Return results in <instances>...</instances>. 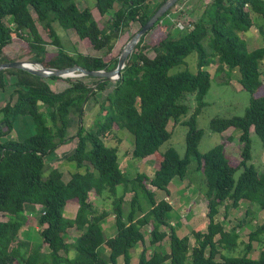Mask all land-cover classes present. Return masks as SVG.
Masks as SVG:
<instances>
[{"label":"trees","instance_id":"trees-1","mask_svg":"<svg viewBox=\"0 0 264 264\" xmlns=\"http://www.w3.org/2000/svg\"><path fill=\"white\" fill-rule=\"evenodd\" d=\"M78 1L0 0V62L17 59L6 54L10 46L12 50L25 48L29 58L44 67L76 64L86 70L112 69L117 60L112 53L114 44L131 22L140 27L164 0H93L99 18L112 10L101 25L87 6H78ZM114 2L118 3L115 9ZM169 9L139 37L116 79L87 75L39 77L23 69H0V89L5 86L6 74L14 93L13 100L8 98L0 107V139L11 133L13 122L20 115L28 117L35 129L22 141L0 140V264H116L118 258L122 264H130V249L138 243L142 248L135 264H264V217L260 225L247 233L245 242L238 240L235 227L225 231L215 220L222 204L224 213L237 208L240 202L255 205L264 213V173H258L247 163L251 130L264 148V83L259 69L264 59V2L210 0L196 20H191L184 10L174 23L182 29L163 33L160 23ZM253 15L263 24L258 25ZM52 22L72 30L87 47L101 52L69 53L60 43ZM36 24L50 37L49 43L42 39ZM251 26L261 36L262 45L248 51L238 33ZM49 44L55 47L51 54L46 49ZM147 51L153 55L148 56ZM192 51L196 56L194 72L184 69L168 73ZM209 57H214L218 65L237 70V81L249 98L242 115L215 116L209 120V129L222 140L199 153L202 130L196 127L195 118L206 104L203 96L210 85V74L205 69ZM56 79H64L66 86L52 90L48 80ZM107 87V92L97 100L96 94ZM187 96L193 98L195 107L187 118L180 120L189 108L184 103ZM90 98L97 102L98 110L90 123L83 126V105ZM70 114L76 116L73 132L67 130ZM169 122L186 127L182 157L171 147L157 150L170 136ZM119 129L131 137L132 158L152 157L157 163L150 176L137 172L126 178L119 169L117 145L103 141L107 134ZM233 139L237 142V154L224 155L225 144ZM67 142L73 144V149L65 159L76 167L82 163L87 167L70 173L64 182L57 167L46 164L44 169V157ZM190 158L194 159V170L201 173L205 186L203 224L190 230L191 245L188 235H179L169 223L167 213L172 205L166 199V185L172 177H184ZM151 188L164 191L166 198L156 199ZM90 192L96 196L107 192L110 198L114 219L110 236L106 237L100 226L105 212L97 211L88 198ZM127 192L131 195L127 208H123ZM139 194L145 197L147 207L140 203ZM25 203L40 208L35 221L41 228L37 230L35 245L19 237L20 228L28 222L23 211ZM66 203L77 205L71 218L62 215ZM144 225L149 227V245L167 237L166 251L145 247L141 229ZM72 230L77 234L70 241L66 236ZM253 242L259 251L256 258L248 256ZM216 254L219 260L215 259Z\"/></svg>","mask_w":264,"mask_h":264},{"label":"rangeland","instance_id":"rangeland-1","mask_svg":"<svg viewBox=\"0 0 264 264\" xmlns=\"http://www.w3.org/2000/svg\"><path fill=\"white\" fill-rule=\"evenodd\" d=\"M179 1V0H178ZM182 0L177 3H174L171 7H169V13L162 18L160 23V29L163 33H175L178 30H181L180 27H175L174 23L176 21V16L179 15L183 10ZM197 4L201 5V9L204 6L203 0H196ZM78 6L84 7L87 6L95 19H97L98 23L105 24L107 17L111 14L112 10H109L102 18L97 15L95 10L93 9V0H79ZM118 6L117 2H114L113 9ZM181 6V7H180ZM255 21L258 22V25H262L263 22L260 21V18H257L256 15H253ZM260 19V20H259ZM254 20V19H253ZM5 22L8 20L5 18ZM52 26L54 27L57 36L59 38L60 43L65 46L69 53H73L75 51L81 53H87L92 55H97L101 52V50H93L90 47H87L85 43L78 39L76 34L69 29L60 28L55 22H52ZM37 30L42 37V39L49 43L50 37L42 30L39 24H36ZM139 25L137 22H131L127 30L122 34V37L114 44L112 48V53L114 56H117L120 49L124 45V43L129 39V37L138 29ZM251 32V33H249ZM251 34V35H250ZM239 36H242L246 42V49L252 50L253 48L259 47L262 45V39L259 33L257 32L254 26L249 27L244 32L238 33ZM206 52L209 53V49L204 45ZM49 54L55 51V47L52 44L46 46ZM6 54L9 57L16 56L17 59H30V55L27 53L25 48H19L16 50H12L10 46L6 48ZM148 56H152L153 53L151 51H147ZM15 59V60H17ZM188 70L190 72H194L196 70V56L195 52L188 53L181 64L175 65L168 70V73H174L180 70ZM210 74V85L205 95L203 96V101L206 103L203 107H201L199 113L196 115L195 122L196 127L202 130V135L197 145V150L199 153H203L212 146L221 142V137L218 133L212 132L208 127V122L212 117L222 116H240L243 114L244 109L247 105L249 93L245 90H242L240 84L237 81L238 72L236 69H229L226 66L218 65L214 57H209V63L205 67ZM259 69L261 71V80L264 83V59L259 64ZM64 78V77H63ZM5 86L0 89V107L8 100H13L14 93L12 91V86L10 84V78L8 75L4 74ZM66 81L64 79H56V80H48V85L54 91L61 90L66 86ZM109 87L103 92H98L96 94V99L100 100L102 96L107 92ZM13 93V94H12ZM184 103L188 105V111L185 116L181 117L180 120L185 119L192 112L195 107V101L192 97L187 96ZM83 113L81 115L82 125L86 126L90 123L92 118L95 116L98 106L97 102L93 99H89L83 105ZM76 127V116L75 114H70L68 116V131H74ZM186 127L179 122L168 124V131L170 132L169 138L162 142L158 146V151L162 152L166 148L171 147L175 150L179 157L183 156L184 151V134ZM35 132L34 126L28 117L18 116L13 122V129L11 133L0 140H14V141H22L25 137L33 134ZM120 138L119 142L115 138ZM250 139V147H249V160L248 164H251L258 173H264V148L261 147L260 141L255 133L251 130L249 133ZM131 137L130 135L123 129H119L114 131V134H110L106 136L105 144L106 145H117V164L119 169L122 171L123 175L126 178H132L137 172H142L146 175H151L153 169L156 167L157 163L154 162L152 157L147 158L146 160H141L139 158H132L131 156H126L125 152L129 151V147L131 145ZM69 144V148L72 149V143ZM70 149V150H71ZM55 153L60 151V149L53 150ZM47 154L44 157L45 167L47 169L48 162L50 157L54 154V152ZM238 152L237 142L233 139L228 144H225L224 147V155H236ZM47 164V165H46ZM156 164V165H155ZM59 170L65 174V166H63L62 162L58 163ZM45 172V171H44ZM238 172L234 174L236 177ZM154 197L156 199L166 198L165 193L162 190L153 189ZM166 189L168 190V197L166 198L169 203L172 205V209L167 213L168 221L173 227L182 234H187L189 237V245L192 244L193 238L190 234V230L197 224L202 226L203 224V214L205 210V200L203 197L205 186L203 183V177L200 172L194 170V159L190 158L189 163L186 167V173L184 177L181 179L177 177H172L168 184L166 185ZM117 193H121V189L118 187ZM131 193L127 192L123 196V208L126 207V202L129 199ZM96 197V198H95ZM88 198L92 201H96L98 205L97 211H104L105 217L102 219V230L104 235L110 236L114 232L113 226V216L110 213V198L108 197L107 192L103 193V196H96L92 192L88 194ZM139 201L144 207H147V203L145 197L142 194L138 195ZM246 202H240L239 206L233 210H227V213H224L223 204L218 207V213L215 216V220L221 224L225 231L229 230L231 227H235V233L238 236V240L241 242H245L247 233L250 230H253L256 226L260 225L264 213L258 209L255 205H248ZM189 208V210H187ZM63 211V209H62ZM28 212V211H26ZM247 212V213H246ZM64 216L65 215L63 212ZM69 217V216H68ZM0 219H3L0 217ZM142 231L144 233V242L145 247L148 250L156 249L158 251H166L168 239L164 237L160 240L159 243L154 245L148 244L149 239V227L147 225L142 226ZM202 230L204 228L202 227ZM167 231V228H165ZM77 231L72 230L68 236H66L67 240H72ZM25 236V234H24ZM23 236V237H24ZM216 237V236H215ZM26 238L33 245L38 241L37 231L30 230L29 233L26 234ZM241 246V245H240ZM142 248L141 244H136L133 248L130 249V264H135L137 260L138 253ZM103 249V248H101ZM103 251H106L103 249ZM220 254L227 255V253L223 250H219ZM258 248H256V244L253 242L252 247L248 253V256L251 258H256L258 255ZM215 259L219 260V254L215 255ZM116 264H122L121 259L118 258Z\"/></svg>","mask_w":264,"mask_h":264},{"label":"water","instance_id":"water-1","mask_svg":"<svg viewBox=\"0 0 264 264\" xmlns=\"http://www.w3.org/2000/svg\"><path fill=\"white\" fill-rule=\"evenodd\" d=\"M177 0H164L155 11L148 17V19L129 37L120 49L116 65L109 70H86L79 65H72L65 68H51L44 67L37 61L32 59H17L7 62H0V69L18 68L23 69L31 74L39 77L58 76V77H77V76H93L101 77L104 80L116 79L119 76L120 69L124 66V62L131 53L132 48L136 44L139 37L146 32L149 27L160 17L169 7H171Z\"/></svg>","mask_w":264,"mask_h":264},{"label":"crops","instance_id":"crops-1","mask_svg":"<svg viewBox=\"0 0 264 264\" xmlns=\"http://www.w3.org/2000/svg\"><path fill=\"white\" fill-rule=\"evenodd\" d=\"M182 1L183 2L181 4V6H183V10H185V12H187V14H188V17L191 20L194 21V20H196L200 16L202 10L206 7V5L209 3L210 0H203L204 6L202 7V9H201V5L197 4L196 0H182ZM249 33H251V32H249ZM110 134H114V132H112ZM107 135H109V134H107ZM115 138L118 139L116 136H115ZM105 140H106V136H105V138H103V141L104 142H105ZM67 143H70V142H67ZM68 145L69 144L64 143V144H61L60 146L56 147L54 150L60 149V151H57L56 153L53 151L54 154L50 157V160L48 162V165L50 167H57V168L59 167L58 163L59 162H62L63 166H65V174L62 173V171H60V170L59 171L61 172V179L64 182L69 179V174L70 173L75 172V171H84L85 168L87 167V164L86 163H82L78 167H76L73 162L67 161L65 159V156L68 155V154H70L72 152V149H73V147H72V149L69 148ZM130 147H131V145H130ZM130 147H129V151H126L125 152L126 156H130V149H131ZM117 190H118V188H117ZM167 198H169V197L167 196ZM91 202L95 205L96 209H98V207H97L98 205L96 204L95 199H94V201L91 200ZM76 208H77V205L76 204H74V203H66L63 206L62 215H63V212H64L65 215H68L69 216V217L67 216V218H71V217H73V215H74V213L76 211ZM39 210H40L39 206L34 205V204L25 203L23 205V211H24V213L28 217V222L25 225H23L20 228V230H19V237L21 239L28 240L26 238V234L29 233L30 230L37 231L38 229L41 228V227H38L37 226L36 221H35L36 220V215L39 212ZM26 211H28V212H26ZM102 222L103 221L101 220L100 221L101 228H102ZM24 234H25V236H24ZM42 250H45V248L43 247Z\"/></svg>","mask_w":264,"mask_h":264},{"label":"built area","instance_id":"built-area-1","mask_svg":"<svg viewBox=\"0 0 264 264\" xmlns=\"http://www.w3.org/2000/svg\"><path fill=\"white\" fill-rule=\"evenodd\" d=\"M261 1H263V2H264V0H261Z\"/></svg>","mask_w":264,"mask_h":264}]
</instances>
